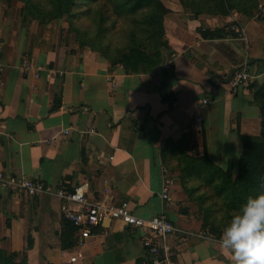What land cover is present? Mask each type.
<instances>
[{"label":"crops","instance_id":"obj_1","mask_svg":"<svg viewBox=\"0 0 264 264\" xmlns=\"http://www.w3.org/2000/svg\"><path fill=\"white\" fill-rule=\"evenodd\" d=\"M165 4L174 11L164 18L167 48L147 73L110 67L71 40L59 19L22 22L19 0L0 4V171L52 189L87 182L89 201L125 200L139 217L169 218L178 230L166 236V252L176 264H229L220 235L204 228L182 187L174 143L184 139L183 151L237 171L239 134H260L248 85L264 73V0L252 14L193 19L174 2ZM232 22L243 27L245 39L228 31ZM23 59L31 63L28 75ZM243 64L252 78L231 91L225 79ZM164 177L170 179L168 201L159 195ZM61 203L53 194L31 196L2 183L0 249L28 264H163L152 263L140 241L146 228L105 218L82 238L79 227L63 219Z\"/></svg>","mask_w":264,"mask_h":264},{"label":"trees","instance_id":"obj_2","mask_svg":"<svg viewBox=\"0 0 264 264\" xmlns=\"http://www.w3.org/2000/svg\"><path fill=\"white\" fill-rule=\"evenodd\" d=\"M19 1L22 22L62 19L67 24L64 31L73 32L80 47L99 53L110 67L119 65L126 73L151 72L162 62L167 48L164 18L174 12L167 1L174 2L187 19L231 11L252 14L257 6V0H103L99 6H94L99 0ZM4 3L9 6L12 0ZM199 30L204 36L209 34ZM248 86L260 112V134L238 133L242 146L235 173L231 167L215 165L206 154L183 151L184 139L174 143L182 187L198 206L204 228L216 235L249 196L264 192V73ZM219 209L224 210L222 216H217ZM16 255L0 249V264H28L24 259L15 261Z\"/></svg>","mask_w":264,"mask_h":264},{"label":"built area","instance_id":"obj_3","mask_svg":"<svg viewBox=\"0 0 264 264\" xmlns=\"http://www.w3.org/2000/svg\"><path fill=\"white\" fill-rule=\"evenodd\" d=\"M227 29L237 38H246L243 27L233 22L227 26ZM21 67L24 75H28L31 69V63L29 60L23 59L21 61ZM3 72L4 64L0 60V84L2 83ZM34 76L37 77L38 74L34 73ZM251 78L249 65L243 64L235 70L228 80V89L234 91L240 86L247 84ZM208 101V98L203 99V103H207ZM200 120L201 118L199 116L195 117L196 123ZM185 131L186 130H183V132ZM62 132L68 133L69 128L63 129ZM89 132H94V129H89ZM2 183H5L8 187L22 189L27 195L53 194L60 198L62 200L60 209L63 219L72 226L79 227V233L82 238L87 237L90 234L91 228L99 225L105 218L113 219L119 224L144 227L147 231L141 234L140 241L146 251L151 254L152 263L176 264L167 254L165 243L166 236L178 230V228L163 214H157L150 218H143L132 213L128 202L125 200L106 204H101L97 201H89L85 195L88 189L87 182H83L73 189H65L63 187L52 189L50 185L43 181L33 180L25 176L20 178L5 177L3 172L0 171V185ZM159 195L166 201L171 199L169 178L164 177ZM72 204L74 206H72ZM156 238L160 240L159 243L156 242ZM81 242L82 241H79L78 243L81 244ZM75 259V256H71L69 261H74Z\"/></svg>","mask_w":264,"mask_h":264},{"label":"clouds","instance_id":"obj_4","mask_svg":"<svg viewBox=\"0 0 264 264\" xmlns=\"http://www.w3.org/2000/svg\"><path fill=\"white\" fill-rule=\"evenodd\" d=\"M217 243L229 264H264V192L234 211Z\"/></svg>","mask_w":264,"mask_h":264},{"label":"rangeland","instance_id":"obj_5","mask_svg":"<svg viewBox=\"0 0 264 264\" xmlns=\"http://www.w3.org/2000/svg\"><path fill=\"white\" fill-rule=\"evenodd\" d=\"M5 4L4 2H5V0H0V4ZM102 2H103V0H99V1H97L96 3H94V6H99V5H101L102 4ZM60 21H63L62 19H60ZM85 21L86 22H89L90 20L88 19V18H85ZM64 22V21H63ZM64 24H65V26L67 27V24H66V22H64ZM66 29V28H65ZM65 32H66V34L67 35H69V37L71 38V40H74L75 41V39H74V33L73 32H69V31H67V30H65ZM76 42V41H75ZM77 43V42H76ZM224 214V210L223 209H219L218 211H217V216H222ZM223 231V230H222Z\"/></svg>","mask_w":264,"mask_h":264},{"label":"water","instance_id":"obj_6","mask_svg":"<svg viewBox=\"0 0 264 264\" xmlns=\"http://www.w3.org/2000/svg\"><path fill=\"white\" fill-rule=\"evenodd\" d=\"M235 70H236V69H235ZM235 70L231 73V75L235 72ZM231 75H230L227 79H225V80H226V83H227L228 80L230 79Z\"/></svg>","mask_w":264,"mask_h":264}]
</instances>
